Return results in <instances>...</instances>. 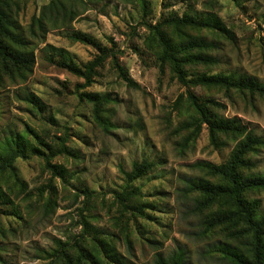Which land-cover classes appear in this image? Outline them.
I'll use <instances>...</instances> for the list:
<instances>
[{
	"label": "rangeland",
	"instance_id": "1",
	"mask_svg": "<svg viewBox=\"0 0 264 264\" xmlns=\"http://www.w3.org/2000/svg\"><path fill=\"white\" fill-rule=\"evenodd\" d=\"M19 6L18 21L29 31L33 17L52 0H12ZM75 11L65 25L49 29L35 46L30 73L7 75L0 82V141L21 135L55 153L52 164L62 165L65 180L54 177L44 156L15 162L17 184L9 173L0 187L9 202L0 206V264H66L58 253L81 264H154L161 254L185 253L186 264H233L223 251L229 237L222 230L203 232L201 223L210 209H196L200 194L189 182L216 179L196 169L197 162H226L241 139L220 136L211 143L206 125L185 126L194 116L187 94L199 101L218 103L213 110L224 118H239L264 142V97L248 91L183 86L149 47L147 24L180 17L186 12L212 11L231 31L217 38L191 31L218 49L215 66H188L189 81L207 75L250 76L264 84V0H215L213 5L191 0H63ZM148 14H147V13ZM83 36L88 43L74 37ZM47 45L71 54V64L84 70L109 48L135 85H128L109 57L96 69L93 83L72 73L62 56L49 59ZM29 93L41 108L27 100ZM85 95L105 99L102 114L112 127L105 130L94 118V105ZM183 96L181 101L179 98ZM71 150L59 154L62 141ZM148 159L155 167L128 186L123 172ZM250 159L252 174L264 175V145ZM246 174V173H245ZM127 187L140 189L124 206L117 194ZM264 215V190L247 194ZM51 201V202H50ZM49 202V203H48ZM103 243L102 246L99 241ZM240 247L244 241L232 242ZM116 256V260L107 257Z\"/></svg>",
	"mask_w": 264,
	"mask_h": 264
},
{
	"label": "trees",
	"instance_id": "2",
	"mask_svg": "<svg viewBox=\"0 0 264 264\" xmlns=\"http://www.w3.org/2000/svg\"><path fill=\"white\" fill-rule=\"evenodd\" d=\"M143 7H147L146 0H139ZM199 2L200 0H191ZM215 0H202V3L211 4ZM147 13V12H146ZM148 14V13H147ZM19 6L12 0H0V82L7 75L13 80L14 73H30L36 61L35 46L37 42H43L49 29L57 25H65L76 15L73 8L63 0H52L42 8L39 16L33 17L29 31L26 32L18 21ZM148 36L146 43L149 47L158 49V60L162 66L169 68L173 78L181 85L189 87L203 86L207 88L235 89L241 92L248 91L264 97V84L250 76L232 75H203L195 81H189L186 68L188 66L211 67L219 63V59L212 55L218 49L215 41H208L201 35H194L191 31H206L217 38L232 37L231 31L226 27L218 14L208 12H186L180 17L160 19L155 24H147ZM81 42L88 43L83 36L74 37ZM46 50H51L49 59L53 56H62L63 63L75 75L83 77L86 82L83 87L90 86L96 69L101 67L109 58L113 62L120 76L128 85H135L123 67L118 63L116 56L109 48H99L100 54L91 62L86 64L84 70L71 64V54L60 48L47 45ZM94 105V118L109 131L112 125L104 118L102 108L105 99L98 100L94 96L85 95ZM183 96L179 98L181 101ZM27 100L36 107L41 108V100L32 93L27 95ZM187 101L194 116L185 126L197 127L206 125L208 127L211 143L218 147L222 145L220 136L231 137L234 140L241 139L231 153L229 159L224 163L213 164L209 162H197L196 169L205 172L207 176L216 179L211 182L206 178L191 180L188 185L190 191H196L201 196L197 201L196 209L203 211L210 209L209 214L203 219L201 226L203 232L216 230L225 231L228 242H222L220 250L233 264H264V215H261L257 201H250L247 194L264 190V175L252 174L256 167L250 159L264 145V142L253 132L249 131L241 123L239 118H224L213 110L219 104L212 100L199 101L192 93L187 94ZM213 107V108H212ZM39 145H42L39 143ZM39 145L33 144L30 139L21 135L10 136L0 141V177L9 173L17 184L23 185L16 175L15 162L18 159H27L30 156H44L46 167L54 177L65 180L67 169L62 165L51 163L55 153L46 154ZM59 154L69 155L71 150L62 141L58 146ZM155 163L143 159L140 163L135 162L131 172H123L128 186L147 175ZM246 173V174H245ZM140 195V189L127 187L123 192L117 194V199L128 207L126 202ZM9 195L0 187V206L9 202ZM51 202V201H50ZM49 203V202H48ZM244 241L240 247L232 242ZM99 241V240H98ZM102 246L103 243L99 241ZM105 247V246H104ZM107 257L116 260V256L107 254ZM63 254L66 264H81L80 259L74 263L67 255L65 249L58 252ZM185 253L176 251L168 257L158 254L154 264H186Z\"/></svg>",
	"mask_w": 264,
	"mask_h": 264
}]
</instances>
